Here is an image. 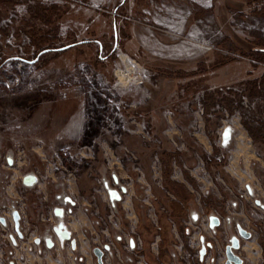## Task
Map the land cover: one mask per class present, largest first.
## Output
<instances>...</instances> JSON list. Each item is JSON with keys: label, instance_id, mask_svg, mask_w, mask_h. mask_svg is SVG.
<instances>
[{"label": "rangeland", "instance_id": "rangeland-1", "mask_svg": "<svg viewBox=\"0 0 264 264\" xmlns=\"http://www.w3.org/2000/svg\"><path fill=\"white\" fill-rule=\"evenodd\" d=\"M263 74L264 0H0V141L16 143L17 169L31 160L27 141L69 170L68 155L98 138L136 162L150 151L153 178L163 145L150 128L164 130L163 110L186 115V128L200 108L214 127L253 117L264 130V83L246 94ZM75 120L88 140L67 134Z\"/></svg>", "mask_w": 264, "mask_h": 264}, {"label": "crops", "instance_id": "crops-1", "mask_svg": "<svg viewBox=\"0 0 264 264\" xmlns=\"http://www.w3.org/2000/svg\"><path fill=\"white\" fill-rule=\"evenodd\" d=\"M185 118H175L166 135L155 124L150 128L152 140L163 145L156 157L159 182L150 175V151L147 161L137 158L136 174L115 148L105 145L103 153L94 145L80 175L67 186L55 178L41 146L27 141L23 147L31 160L26 169H17L16 143L3 138L0 264H98V250L102 264H181L179 253L195 244L206 250L205 264H227L226 251L234 240L239 248L232 253L241 264H264V232L260 224L251 225L250 215L252 200L264 203V130H253V117L249 127L236 116L221 118L214 127L205 115L192 134ZM75 121L67 134L88 140L81 121ZM228 123L233 132L224 150ZM219 155L224 156L221 163ZM31 175L35 182L24 185ZM21 200L27 206L26 222L9 212Z\"/></svg>", "mask_w": 264, "mask_h": 264}, {"label": "built area", "instance_id": "built-area-1", "mask_svg": "<svg viewBox=\"0 0 264 264\" xmlns=\"http://www.w3.org/2000/svg\"><path fill=\"white\" fill-rule=\"evenodd\" d=\"M218 90L222 93L227 92V91H235V88H230V87H225V88H218ZM182 109L185 112H188V106L187 105H182ZM193 114V119L191 120L189 126L186 128L188 132H191L192 134L196 131L198 125H199V118L202 117L203 115V110L199 108V110L195 111L192 113ZM173 116L174 112L171 109H165L161 112V119L164 124V130L163 134L166 135L167 132L171 129L173 125ZM228 132L227 136L225 133ZM232 125L230 123L227 124V126L224 128L223 135H222V140H221V148L226 150L229 145L230 141L232 138ZM96 141H98V138L93 139L91 144L83 145L79 147L74 156L68 155L69 159L74 162V165L71 169L67 170L64 168L62 165H59L56 162V159H53V162H51V166L53 169L57 170V176L55 177L58 181H61L65 183L67 186L70 185V183L80 175V165L82 163L83 159H86L87 155H91L93 152V146L96 145ZM118 150L122 152L123 156L125 157V160L129 164V169L134 172V173H139L140 169L138 166V163L136 162L135 156L132 152L129 150L118 146ZM159 150V149H157ZM70 154V153H69ZM222 158V155H220ZM220 157H216L217 160L220 159ZM152 179L156 180L158 176L160 175V164H159V159L155 157V159L152 162ZM250 191V190H249ZM202 194L204 196H207L209 194V190H203ZM252 215H253V223H262L264 222V203H261L257 201V199L252 200ZM12 210V209H11ZM9 209V211H11ZM18 214L23 218V221L26 222V208L24 202L21 200L18 208H17ZM2 230V227H0V232ZM203 237L201 238V240ZM204 248L201 249H194L191 248L190 252L183 251L180 253V257L184 261L185 264H202L200 261L202 260V255L201 252L203 251L204 253Z\"/></svg>", "mask_w": 264, "mask_h": 264}, {"label": "water", "instance_id": "water-1", "mask_svg": "<svg viewBox=\"0 0 264 264\" xmlns=\"http://www.w3.org/2000/svg\"><path fill=\"white\" fill-rule=\"evenodd\" d=\"M227 134L228 132L225 133L226 136ZM35 180H36V177L33 175L26 176L23 179V183L26 186H30L35 182ZM13 216L16 220H18V215L16 212L13 213ZM61 225L59 226V228H57L58 231L59 229L63 228ZM238 248H239V244L237 240H234L232 246L227 248V251H226L227 264H241V261L239 260V258L232 253V249L237 250ZM95 254L98 257V264H102L103 252L98 250V252H95ZM201 255H203V251L201 252Z\"/></svg>", "mask_w": 264, "mask_h": 264}, {"label": "trees", "instance_id": "trees-1", "mask_svg": "<svg viewBox=\"0 0 264 264\" xmlns=\"http://www.w3.org/2000/svg\"><path fill=\"white\" fill-rule=\"evenodd\" d=\"M46 50V49H45ZM43 51V50H42ZM264 83V74L262 75V77L261 78H259V79H255V80H253V85H249V87L248 88H246V91H247V95L248 96H250V92L251 91H254L259 85H262ZM185 89V88H184ZM206 101H209V100H213V99H215L216 98V96L215 95H213V94H206Z\"/></svg>", "mask_w": 264, "mask_h": 264}, {"label": "flooded vegetation", "instance_id": "flooded-vegetation-1", "mask_svg": "<svg viewBox=\"0 0 264 264\" xmlns=\"http://www.w3.org/2000/svg\"><path fill=\"white\" fill-rule=\"evenodd\" d=\"M23 202H24V201H23ZM36 202H37L38 204H40V205L42 204V201H41L40 198H37ZM24 204H25V202H24ZM18 206H19V205H18ZM18 206L15 207V208H11L12 210L10 209L11 211H9V212H10L11 214H13L14 212H16L17 215H18V218H20L21 220H23V218L18 214V211H17ZM25 208H26V214L28 215L26 204H25ZM26 220H27V217H26ZM2 232H3V230H1L0 235L2 234ZM105 249L107 250L108 247H106ZM184 251H186V252H190V249H188V250H184ZM182 252H183V251H182ZM205 255H206V250H204V253H203V255H202V260L200 261L202 264H205V262H204ZM179 258H180L181 264H185L184 261L182 260V258L180 257V253H179Z\"/></svg>", "mask_w": 264, "mask_h": 264}, {"label": "bare ground", "instance_id": "bare-ground-1", "mask_svg": "<svg viewBox=\"0 0 264 264\" xmlns=\"http://www.w3.org/2000/svg\"><path fill=\"white\" fill-rule=\"evenodd\" d=\"M125 59H126V58H125V57H123V61H125Z\"/></svg>", "mask_w": 264, "mask_h": 264}]
</instances>
